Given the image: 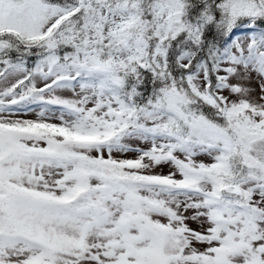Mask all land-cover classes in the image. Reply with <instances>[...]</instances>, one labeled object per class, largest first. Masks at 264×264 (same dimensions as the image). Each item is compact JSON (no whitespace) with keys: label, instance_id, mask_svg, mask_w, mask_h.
I'll return each instance as SVG.
<instances>
[{"label":"snow or ice","instance_id":"snow-or-ice-1","mask_svg":"<svg viewBox=\"0 0 264 264\" xmlns=\"http://www.w3.org/2000/svg\"><path fill=\"white\" fill-rule=\"evenodd\" d=\"M0 264H264V0H0Z\"/></svg>","mask_w":264,"mask_h":264},{"label":"rangeland","instance_id":"rangeland-1","mask_svg":"<svg viewBox=\"0 0 264 264\" xmlns=\"http://www.w3.org/2000/svg\"><path fill=\"white\" fill-rule=\"evenodd\" d=\"M28 118H32V117H28Z\"/></svg>","mask_w":264,"mask_h":264}]
</instances>
